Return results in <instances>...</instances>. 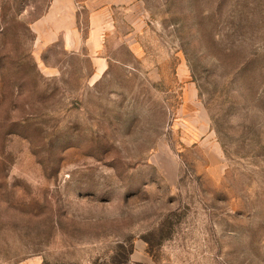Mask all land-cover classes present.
Wrapping results in <instances>:
<instances>
[{"label":"rangeland","instance_id":"374dc122","mask_svg":"<svg viewBox=\"0 0 264 264\" xmlns=\"http://www.w3.org/2000/svg\"><path fill=\"white\" fill-rule=\"evenodd\" d=\"M38 1L0 0V264H264V0H140L98 80Z\"/></svg>","mask_w":264,"mask_h":264},{"label":"crops","instance_id":"0c3cea01","mask_svg":"<svg viewBox=\"0 0 264 264\" xmlns=\"http://www.w3.org/2000/svg\"><path fill=\"white\" fill-rule=\"evenodd\" d=\"M139 3L140 0H39L32 6H37L38 11L30 20V29L39 47L60 44L90 56L98 80L113 61L121 62L116 57L121 45L138 54V34H145L137 16Z\"/></svg>","mask_w":264,"mask_h":264}]
</instances>
